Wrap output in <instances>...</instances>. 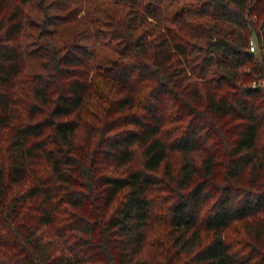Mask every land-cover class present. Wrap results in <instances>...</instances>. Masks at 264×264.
<instances>
[{
	"label": "trees",
	"instance_id": "trees-1",
	"mask_svg": "<svg viewBox=\"0 0 264 264\" xmlns=\"http://www.w3.org/2000/svg\"><path fill=\"white\" fill-rule=\"evenodd\" d=\"M263 76L264 0H0V264H264Z\"/></svg>",
	"mask_w": 264,
	"mask_h": 264
},
{
	"label": "rangeland",
	"instance_id": "rangeland-1",
	"mask_svg": "<svg viewBox=\"0 0 264 264\" xmlns=\"http://www.w3.org/2000/svg\"><path fill=\"white\" fill-rule=\"evenodd\" d=\"M250 37H252L253 38V36L251 35ZM262 86L264 87V82L262 83ZM26 185V182H23V184H22V187H24ZM153 235H154V233H149V237L151 238V237H153ZM158 239H160V241H161V244H162V246L161 247H157V250H158V252H160V251H162V249L166 246V243L168 242V240H167V238L165 237V235H164V232H162L161 233V237L160 236H156Z\"/></svg>",
	"mask_w": 264,
	"mask_h": 264
},
{
	"label": "built area",
	"instance_id": "built-area-1",
	"mask_svg": "<svg viewBox=\"0 0 264 264\" xmlns=\"http://www.w3.org/2000/svg\"><path fill=\"white\" fill-rule=\"evenodd\" d=\"M247 49L251 52H255L256 51V44H255V40L252 37H249L248 42H247ZM260 84L262 85V83L264 82V76L263 79L259 80ZM253 85L255 84L254 82L252 83Z\"/></svg>",
	"mask_w": 264,
	"mask_h": 264
}]
</instances>
